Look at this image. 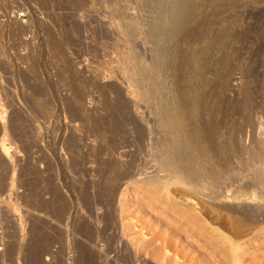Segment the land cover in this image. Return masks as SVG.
I'll return each instance as SVG.
<instances>
[{
    "label": "rangeland",
    "instance_id": "374dc122",
    "mask_svg": "<svg viewBox=\"0 0 264 264\" xmlns=\"http://www.w3.org/2000/svg\"><path fill=\"white\" fill-rule=\"evenodd\" d=\"M27 2L0 26V264H227L214 226L264 264L260 218L143 182L176 118L202 145L264 143V0H187L173 29L147 0Z\"/></svg>",
    "mask_w": 264,
    "mask_h": 264
},
{
    "label": "bare ground",
    "instance_id": "6f19581e",
    "mask_svg": "<svg viewBox=\"0 0 264 264\" xmlns=\"http://www.w3.org/2000/svg\"><path fill=\"white\" fill-rule=\"evenodd\" d=\"M249 91L250 90H248V92ZM248 92L247 94H249ZM105 118L107 119V117ZM169 124L171 125V128L170 131L168 132L174 139L173 142L175 141V143H172V141H171L172 145L169 143H161V145H158L156 148V155L160 157V159L162 157L164 159V161L161 160L159 164L160 170L164 171V174L161 176L154 175L148 177L146 178V180L143 181L144 184L147 185L148 187H151L155 192L163 193L164 191L165 193L163 194L165 195L168 194L170 185H178L180 186V189L183 190L184 192L187 191L190 193H196V194L198 193L201 195V197L200 196L198 197L200 198L205 197V199H207L205 201L208 203V206L209 205L214 206L211 203V200L212 202H215L213 200L221 199V203L218 201L220 203V205L217 206L218 208L217 210H219L218 212H215L216 211L215 206L212 207L215 208V210L211 208V210L214 211V214L218 213L216 215L220 216L219 212L221 213V211H224L225 212L224 214L225 215L229 214L228 216L231 215L230 217H233L232 219H238V221H242V222L244 221L245 223L248 222V224L258 223L259 222L258 219L260 218L261 220L259 223L260 225L261 224L263 225L264 223V145H263L264 143L263 141L253 138L252 140H250V143H248L247 145L243 143H234V142L229 143V140L231 138L230 136L231 134H229L228 135L229 138L227 139L228 143H224L223 145H221L220 143L217 144L213 142L210 137L207 136L206 139L208 140V143L202 145L201 143H199L198 140L192 137V134L187 132L188 130L187 124L184 123V120L181 121L179 120V118H176L174 119V121H169ZM207 135H211V134L209 133ZM0 146L5 153L8 152V149L4 144ZM222 152H224L225 154L221 155L220 153ZM242 154L245 156H242ZM225 175L226 177H228V179L224 177ZM225 179H227L228 182L225 181ZM229 184L234 187L230 188ZM185 196H184V198L186 199L184 200L185 203L188 201L190 202L192 201V199H190V196L188 195ZM247 200L248 202L245 203ZM190 204L192 208L191 210L194 211V214L199 213L198 216L202 214L204 215L205 213L204 211L206 210L202 208L203 205L199 204L201 205V207H197L199 206L197 205V202H191ZM207 211H209V209ZM185 214H183V216L181 217L186 219L187 223L188 222L193 223L195 226H197V229L199 227L206 229L205 226L206 219L204 220L199 217L201 219L200 222L194 223L198 218V216H196L197 217L196 218L193 216V214L192 215H189L190 213H188V215ZM180 215H182V213ZM207 228L209 230L208 236L213 237L211 239L217 238L215 243L220 244L222 246L225 245V253L222 254L225 255L226 260L229 261L228 262L229 264H245L242 261L243 259H241L240 257L238 251L240 250L239 248L240 243H238L237 240L234 241L231 238H229V236L227 237L226 235H223L221 232H218V229L215 228V226L214 228L211 227L210 229L209 227ZM200 231H202V229ZM236 238L238 239V236Z\"/></svg>",
    "mask_w": 264,
    "mask_h": 264
},
{
    "label": "built area",
    "instance_id": "2783aa9c",
    "mask_svg": "<svg viewBox=\"0 0 264 264\" xmlns=\"http://www.w3.org/2000/svg\"><path fill=\"white\" fill-rule=\"evenodd\" d=\"M32 14L27 0H0V26L4 29H13V25L25 22Z\"/></svg>",
    "mask_w": 264,
    "mask_h": 264
},
{
    "label": "water",
    "instance_id": "95a60500",
    "mask_svg": "<svg viewBox=\"0 0 264 264\" xmlns=\"http://www.w3.org/2000/svg\"><path fill=\"white\" fill-rule=\"evenodd\" d=\"M187 0H147V6L151 13H153L154 18L159 17L163 12L170 16V28L175 27L176 13L181 10ZM161 28L160 22L154 21V37L157 31Z\"/></svg>",
    "mask_w": 264,
    "mask_h": 264
}]
</instances>
